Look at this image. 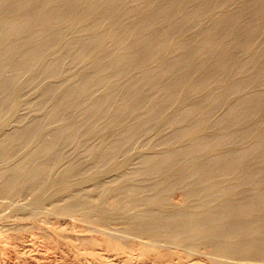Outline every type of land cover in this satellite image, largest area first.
Instances as JSON below:
<instances>
[{"label":"bare ground","instance_id":"obj_1","mask_svg":"<svg viewBox=\"0 0 264 264\" xmlns=\"http://www.w3.org/2000/svg\"><path fill=\"white\" fill-rule=\"evenodd\" d=\"M25 194L75 264H264V0H0V196Z\"/></svg>","mask_w":264,"mask_h":264},{"label":"rangeland","instance_id":"obj_2","mask_svg":"<svg viewBox=\"0 0 264 264\" xmlns=\"http://www.w3.org/2000/svg\"><path fill=\"white\" fill-rule=\"evenodd\" d=\"M28 97H30V95H28ZM29 112L25 109L24 111H22L21 112V114H28ZM94 141L96 142V143H94ZM98 140H93V142H92V144H93V146H96L97 144H98ZM141 147V144L139 143V144H137L134 148H135V150H137L138 148H140ZM70 150V151H69ZM81 150V151H80ZM83 150V151H82ZM84 152V153H83ZM80 154V155H79ZM87 153H86V151H85V149L84 148H79V149H72V148H68V152L66 151V156H67V159L68 160H76V161H81V162H84V161H87L88 159H89V157H87ZM130 156V155H129ZM126 157V155H119V160H123L124 158ZM70 158V159H69ZM83 158H85V159H83ZM131 158H132V162H131V166H129V170L130 171H134V170H136L137 168H138V166H139V164H140V158L137 156V154H136V152L135 151H131ZM134 164H136V165H134ZM88 168H91L90 166H88ZM134 168V169H133ZM134 176H137V175H134ZM114 177V178H113ZM116 177V175L115 174H110V176H107L104 180L102 179V180H100L99 182H94V183H89V184H87V185H85L83 188V190H89V191H92L91 189H95V190H100V189H103L104 187H106V186H109V185H112V184H114V182H116V180H117V177ZM138 177V176H137ZM103 182V183H102ZM148 183V182H147ZM5 199V200H4ZM18 199V200H17ZM14 202H13V200H11V199H9V198H5V197H3V196H0V210H2V213L3 214H5L8 218H9V220H8V223L7 222H5V223H0V242L2 241L3 242V239H5V238H7L6 240H8L9 241V247L8 248H10V247H12L11 249H7V244H5V242H3L4 243V247L6 248L5 250H3L4 249V247H3V244H2V242H1V245H0V254L2 255H4L5 253V259H4V257H2L1 255V257H0V264H10L11 262H14V264H35L36 262H37V264H38V262L40 263V264H75V259L74 258H72V255L71 254H69V252L68 251H66V250H64V249H62L61 251H63V252H61L60 251V249L59 248H57V249H54V250H52V249H50L49 248V246H47V248H46V246L44 245V248H46L47 250H50V251H45V250H43V244H41L40 245V239H43L46 235H48V232L46 233L45 232V230L47 229V227L49 226V228L51 227V225H52V222L51 221H49V215L47 214L48 213V211L46 210V209H41V210H35L36 212H31V210H22V211H19L17 208H20V207H22V206H25L27 203H29L30 202V200H31V196L29 195V194H25L24 195V198H20V202H19V198H17ZM29 199V200H28ZM2 200H4V201H2ZM8 201V202H7ZM2 203V204H1ZM14 203V204H13ZM11 207H10V206ZM3 207V208H2ZM8 207V208H7ZM10 207V208H9ZM44 208H46V207H44ZM22 209V208H21ZM5 211V212H4ZM26 214H28V215H33L34 214V216H36L37 217V220H38V225H40V224H42L43 225V227H45L44 229H42L45 233L44 234H41V232H40V230L41 229H39L38 230V232L40 233H24V237H21V239L20 240H15V239H9L8 238V236H10V234H11V232L12 233H14V231H15V228H14V223H16L17 222V220H19L23 215H26ZM75 217V216H74ZM12 220H14V221H12ZM48 218V219H47ZM70 218V221L71 222H73V221H75L77 224H79L81 227L80 228H83V230H88L87 232L85 231L83 234L86 236L87 235V233H88V235L87 236H89V237H87V238H90V236L91 235H89V234H92V236H94L93 234L94 233H92V231L93 232H95V235H96V233L99 235V236H103V234H109V235H111V236H113V237H119V238H122V237H125V238H127V239H136V240H138V241H140V242H143V243H148V241H147V238L146 237H144V235H141V234H128V233H126L124 230H122V227H117V226H111L110 228H107L106 229V233H103V232H101L100 230H98V229H95L94 227H93V225L92 224H90L88 221V224H86V220H82V218H79V216H77V217H75V218H72V216H70L69 217ZM15 220H16V222H15ZM73 220V221H72ZM42 221V222H41ZM75 222H73L75 225H76V223ZM10 224H12V225H10ZM8 225V226H7ZM42 225L40 226V228H42ZM66 225V224H65ZM3 226V227H2ZM77 226V225H76ZM10 227V228H9ZM70 228V227H69ZM77 228H79V227H72V231H74V230H76V232H78L79 231V229H78V231H77ZM85 228V229H84ZM116 228V229H115ZM8 229H10V231H8ZM71 229V228H70ZM90 229V230H89ZM13 230V231H12ZM43 231H42V233H43ZM109 231V232H108ZM91 232V233H90ZM112 233V234H111ZM78 234V233H77ZM97 235V236H98ZM120 236H122V237H120ZM40 237V239H37V238H39ZM132 237H134V238H132ZM33 238L36 240V242H35V240H34V242L32 241L33 240ZM29 239V240H28ZM32 239V240H31ZM146 239V240H145ZM6 240H4V241H6ZM24 240H26V241H24ZM28 241V242H27ZM30 241V242H29ZM32 241V242H31ZM146 241V242H145ZM7 242V241H6ZM27 242V243H26ZM31 243H33V244H37L36 245V247H34L33 249H32V247H33V244L31 245ZM30 245V247H31V250H30V247H28L29 245ZM10 245H12V246H10ZM34 245V246H35ZM40 245V246H39ZM37 246H39V247H37ZM2 247H3V249H2ZM28 247V248H27ZM26 248H27V250H26ZM38 248V249H37ZM49 248V249H48ZM30 250V252H29V250ZM201 249H202V252H201ZM9 250V251H8ZM11 250H12V252L13 251H16V252H13V253H17V254H20L19 255V257L18 258H16L17 256L14 254H12V252H11ZM34 250H36L35 252H34V254H33V252L32 251H34ZM2 251H4L5 253H3ZM8 251V252H7ZM64 251L68 254L67 256H66V253H64ZM182 251L183 252H185L188 256H187V258L188 259H191V260H194L195 258H205V257H209L210 256V254H208L207 253V250L206 249H204V248H200V249H198V250H191V249H188V248H182ZM27 252H29V254L30 255H28V253ZM61 252V253H60ZM204 252H206L205 254H204ZM64 253V254H63ZM197 253V254H196ZM32 254H33V256H32ZM61 254H63V255H61ZM104 254H105V256H104ZM43 257H42V256ZM70 255V256H69ZM206 255V256H205ZM209 255V256H208ZM14 257V258H13ZM22 257V259H20ZM105 257V259H103ZM134 258L132 259V261H137L138 260V258H137V256L136 255H134L133 256ZM11 258H13V260L11 259ZM17 260H16V259ZM25 258V259H24ZM115 258H117L116 256H115ZM114 257H113V255H109V254H107V253H105V252H103L102 253V256H101V259L99 260V262L100 263H97L96 261L97 260H95V261H92V262H89L90 264H104V263H106V264H108L109 262L108 261H110V263L109 264H115L116 262H117V264L120 262V260H119V258H118V260L119 261H117L116 259H115ZM11 259V262L9 261ZM27 259V260H26ZM72 260H74V261H72ZM105 261H107V262H105ZM16 262V263H15ZM42 262H44V263H42ZM73 262V263H72ZM246 262H250V263H254V262H260V261H255V260H249V261H246ZM77 263V262H76ZM11 264H13V263H11Z\"/></svg>","mask_w":264,"mask_h":264}]
</instances>
